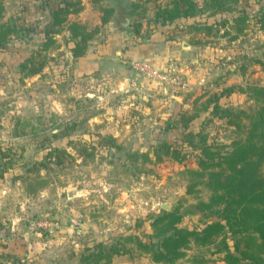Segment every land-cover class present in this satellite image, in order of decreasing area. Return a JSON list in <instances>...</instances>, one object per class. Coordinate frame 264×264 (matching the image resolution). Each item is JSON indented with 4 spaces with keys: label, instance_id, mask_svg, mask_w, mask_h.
I'll list each match as a JSON object with an SVG mask.
<instances>
[{
    "label": "rangeland",
    "instance_id": "1",
    "mask_svg": "<svg viewBox=\"0 0 264 264\" xmlns=\"http://www.w3.org/2000/svg\"><path fill=\"white\" fill-rule=\"evenodd\" d=\"M193 1L196 16L168 22L157 12L173 0H123L118 7L105 0H0V222L12 237L36 239L39 264H161L137 247L160 244L164 236L152 223L162 212H176V227L190 231L225 224L220 206H202L216 179L191 172L199 171L201 139L227 156L252 126L246 116L264 109L247 90L264 88V5L238 0L212 16L210 0ZM60 9L65 22L55 24ZM74 23L93 33L78 58L71 52ZM205 25H212L210 35L200 30ZM110 36L120 66L99 70L95 63ZM132 61L159 70L172 63L192 82L172 92L144 78ZM227 88L218 105L246 113L232 125L210 114L213 102L207 111L199 106ZM161 143L181 158L156 152ZM45 220L54 224L51 231L35 226ZM222 240L232 251L231 232ZM112 248L120 252L107 262ZM218 250V243L191 244L178 264H223Z\"/></svg>",
    "mask_w": 264,
    "mask_h": 264
},
{
    "label": "trees",
    "instance_id": "2",
    "mask_svg": "<svg viewBox=\"0 0 264 264\" xmlns=\"http://www.w3.org/2000/svg\"><path fill=\"white\" fill-rule=\"evenodd\" d=\"M210 1L211 15L215 16L218 13L228 12V5L234 4L238 0ZM262 1L264 5V0ZM63 12L60 9L53 13L55 24L65 22V18H61ZM198 12L199 8L193 0H173L172 8L157 12V19L161 18L163 21L172 22L179 17H194ZM109 14L110 11L104 12L103 24L107 22ZM259 22L264 30V18ZM236 23L244 25L245 20L238 17ZM243 28L244 26L238 28V32H241ZM200 30L205 35H210L212 25H205ZM69 32L71 38L75 40L71 51L72 55L76 58L83 56L93 33H89L83 26L76 23L69 25ZM4 38L5 36L1 33L0 44ZM38 71L39 68L32 71L31 74H36ZM230 90V88L223 89L221 94L208 97L199 106L202 110L207 111L213 102L210 114L218 118H225L232 125L239 121L241 116H246V113L243 111L234 113L230 109L218 105L219 97L224 92L229 93ZM247 90L256 103L264 102V88L249 86ZM246 117L251 118L252 126L245 139L239 140L233 151L227 156L218 155L205 143V140L201 139L196 147V151L199 152L197 161L199 171L191 172L194 177H203L205 173H209L216 179V187L212 191L208 203H202V206L206 209L220 206L221 209L217 212L225 224L219 221L210 222L200 231H190L176 227L179 222L176 212H162V215L152 223L156 235L164 236L160 244L154 248L153 245L139 243L137 247L149 254L154 263L178 264L184 251L191 244L203 246L218 243L219 250L217 252L224 254L223 264H264V109ZM196 118L197 113H194L188 117V122ZM238 126L237 123L236 127ZM188 136L190 139L194 135L189 134ZM190 144L193 146L192 142ZM53 151L56 152V150ZM156 152L174 160L181 158V152L166 143H161L156 148ZM157 159L160 160L161 157L158 155ZM0 166L1 175L5 173V164H0ZM192 186L191 184L188 187L189 191ZM225 231L231 232L233 236L232 251L223 240L219 241V237ZM166 234L167 236H165ZM113 252L118 254L120 249L109 250V255L106 257L107 262L110 261ZM97 262L98 259L95 263Z\"/></svg>",
    "mask_w": 264,
    "mask_h": 264
},
{
    "label": "crops",
    "instance_id": "3",
    "mask_svg": "<svg viewBox=\"0 0 264 264\" xmlns=\"http://www.w3.org/2000/svg\"><path fill=\"white\" fill-rule=\"evenodd\" d=\"M121 1L123 0H105V3L111 6L116 5L118 7ZM118 14H120V10ZM110 39L111 36L109 38L110 43L107 46L100 49L101 57L95 63L97 66H99V70L107 71L112 69L115 70L119 69L120 66L119 58H118V55L120 54L119 47L111 46L112 39L111 40ZM88 54H90L89 57L91 61H93L95 57L92 56V51H89ZM184 73H188V72L184 70ZM187 79L189 81L188 83L192 82L191 77L190 78L188 77ZM119 84L120 82L117 83V86H119ZM1 223L2 224L0 229V264H39V259H38L39 257L38 256L36 257L33 254L35 247L38 243L36 239L34 238L22 239V237H18V235L12 237L9 235V233H7L8 225H6L4 221H1ZM25 250H27V252H25Z\"/></svg>",
    "mask_w": 264,
    "mask_h": 264
},
{
    "label": "built area",
    "instance_id": "4",
    "mask_svg": "<svg viewBox=\"0 0 264 264\" xmlns=\"http://www.w3.org/2000/svg\"><path fill=\"white\" fill-rule=\"evenodd\" d=\"M131 67L135 71L141 73L142 76L147 80L156 82L157 84L164 86L165 89L170 90L172 92H184L187 91L189 88L187 80L172 63H170L164 70H159L152 67L148 63L137 61H132ZM35 226L51 231L54 227V224L45 220L39 222Z\"/></svg>",
    "mask_w": 264,
    "mask_h": 264
},
{
    "label": "water",
    "instance_id": "5",
    "mask_svg": "<svg viewBox=\"0 0 264 264\" xmlns=\"http://www.w3.org/2000/svg\"><path fill=\"white\" fill-rule=\"evenodd\" d=\"M126 25H127V23H124V26H126ZM132 32H133L132 28L129 27L127 29V32L126 33H127V35L132 36ZM73 196H74L73 191H69L68 192V197H73ZM161 208L164 209V210H168L169 209V206L167 204H163V205H161Z\"/></svg>",
    "mask_w": 264,
    "mask_h": 264
}]
</instances>
